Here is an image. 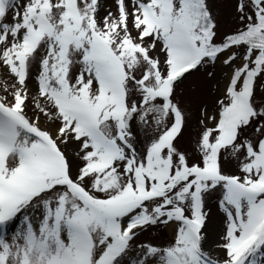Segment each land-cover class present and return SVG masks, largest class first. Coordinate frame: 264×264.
<instances>
[{
  "label": "snow or ice",
  "instance_id": "obj_1",
  "mask_svg": "<svg viewBox=\"0 0 264 264\" xmlns=\"http://www.w3.org/2000/svg\"><path fill=\"white\" fill-rule=\"evenodd\" d=\"M225 2L0 0V264H264V0Z\"/></svg>",
  "mask_w": 264,
  "mask_h": 264
},
{
  "label": "rangeland",
  "instance_id": "obj_2",
  "mask_svg": "<svg viewBox=\"0 0 264 264\" xmlns=\"http://www.w3.org/2000/svg\"><path fill=\"white\" fill-rule=\"evenodd\" d=\"M103 2H104L105 8L114 7L113 6V0H103ZM215 7L220 13L219 19H220L223 27L225 29L231 27L232 26L231 11L232 10H231L229 4H227L225 2V0H217ZM103 14H104V12L102 10L101 15H103ZM10 16H11V14H9V17ZM219 74H220V71L218 69V75ZM199 76H200V74L193 73L192 76L186 77L182 83L187 84L189 81L193 80L194 77H199ZM30 84L32 85L33 90L35 91L34 82L30 81ZM203 98L208 99L207 95H205ZM132 126H133V129L135 130V132L137 133V135H142L135 122H133ZM177 143H178V146H180L182 148H189L190 147V135H189V131L187 129L185 130L184 136H182ZM233 169H234V166H232V165L228 166V170H233ZM209 207L211 208V216L209 218L207 228L210 232V239H215L216 235L219 233V231L221 229L220 221L222 219V214L218 211L217 206L214 203V199H213V201H210ZM152 236H155L157 241H165L169 238V236H167L165 234V228H160L158 231H152L150 233L145 232L143 235H141L139 237V239H141V240L149 239Z\"/></svg>",
  "mask_w": 264,
  "mask_h": 264
},
{
  "label": "bare ground",
  "instance_id": "obj_3",
  "mask_svg": "<svg viewBox=\"0 0 264 264\" xmlns=\"http://www.w3.org/2000/svg\"><path fill=\"white\" fill-rule=\"evenodd\" d=\"M216 222V221H215ZM165 234L167 235V236H169V231L167 230V229H165Z\"/></svg>",
  "mask_w": 264,
  "mask_h": 264
}]
</instances>
